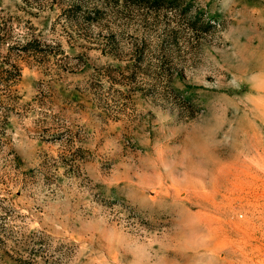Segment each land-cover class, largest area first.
Returning a JSON list of instances; mask_svg holds the SVG:
<instances>
[{"label":"rangeland","instance_id":"374dc122","mask_svg":"<svg viewBox=\"0 0 264 264\" xmlns=\"http://www.w3.org/2000/svg\"><path fill=\"white\" fill-rule=\"evenodd\" d=\"M0 264H264V0H0Z\"/></svg>","mask_w":264,"mask_h":264},{"label":"trees","instance_id":"16d2710c","mask_svg":"<svg viewBox=\"0 0 264 264\" xmlns=\"http://www.w3.org/2000/svg\"><path fill=\"white\" fill-rule=\"evenodd\" d=\"M80 11V10H79ZM79 11L74 12V15ZM23 49H21L22 51L25 52H35V51H39L40 49V44L35 42V41H27L26 44L24 45V47H22ZM9 74H11L10 71H8ZM12 78V75L9 76V79Z\"/></svg>","mask_w":264,"mask_h":264}]
</instances>
